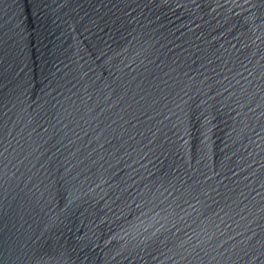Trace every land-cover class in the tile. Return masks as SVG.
Masks as SVG:
<instances>
[{"label":"water","instance_id":"95a60500","mask_svg":"<svg viewBox=\"0 0 264 264\" xmlns=\"http://www.w3.org/2000/svg\"><path fill=\"white\" fill-rule=\"evenodd\" d=\"M0 264H264V0H0Z\"/></svg>","mask_w":264,"mask_h":264}]
</instances>
